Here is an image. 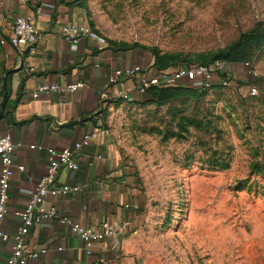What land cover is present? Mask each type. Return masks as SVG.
<instances>
[{"label":"rangeland","instance_id":"374dc122","mask_svg":"<svg viewBox=\"0 0 264 264\" xmlns=\"http://www.w3.org/2000/svg\"><path fill=\"white\" fill-rule=\"evenodd\" d=\"M79 1L106 45L139 48L154 72L225 63L227 84L156 86L101 110L146 196L141 263L264 264V0ZM6 60L0 46V103Z\"/></svg>","mask_w":264,"mask_h":264},{"label":"crops","instance_id":"0c3cea01","mask_svg":"<svg viewBox=\"0 0 264 264\" xmlns=\"http://www.w3.org/2000/svg\"><path fill=\"white\" fill-rule=\"evenodd\" d=\"M17 16L33 21L39 41L33 54L0 44L5 57L8 54L7 68L13 70L7 78L0 136L9 134L17 144L9 213L0 229L9 235L17 232L21 218L16 213L25 209L46 174L48 149L73 148L86 134H94L79 149V168H64L58 176V185L69 183L79 186V190L63 196L48 195L45 203L85 227L100 228L109 223L118 226L119 231L94 240L93 252L88 254L84 240L70 225L57 219L43 220L32 227L25 245L27 249L46 251L26 264H142L132 238L146 196L112 135L102 126L101 110L112 98L129 91L133 96L138 94L140 81L154 73L150 59L139 48L120 49L89 36H81L78 42L66 39L64 26H90L87 8L79 0H0V35L11 34ZM135 66L143 69L133 76L111 80L117 70ZM79 82L84 86L66 90ZM43 84H55L61 89L33 97ZM5 99L2 97L0 105ZM21 165L23 170L18 168ZM13 245V239L0 241V264H6Z\"/></svg>","mask_w":264,"mask_h":264},{"label":"built area","instance_id":"2783aa9c","mask_svg":"<svg viewBox=\"0 0 264 264\" xmlns=\"http://www.w3.org/2000/svg\"><path fill=\"white\" fill-rule=\"evenodd\" d=\"M26 2L27 0H22ZM63 35L66 39L78 42L81 36H89L94 40H101L100 36L88 25H67L62 29ZM39 41V33L33 21L30 18L17 16L14 18L11 34L0 35V44L2 46L11 45L14 48H24L30 53H35ZM8 54H6V57ZM225 68V63L222 60H216L210 65L194 64L182 66L170 73L154 72L150 77L143 78L137 86V93L145 94L152 86H189L196 87L210 86L214 83L227 84L226 78L221 74ZM143 68L135 66L123 70H117L111 79L114 81L120 76H133L140 72ZM84 86V83H76L68 86L66 90L74 91ZM61 88L55 84L39 85L33 97H38L40 93L49 90H60ZM252 95L259 93V88L253 85L249 88ZM132 92H126L124 97H128ZM94 134H86L81 141L75 142L74 147H66L62 150L49 148L48 169L46 174L37 183L30 199L27 202L25 209L18 211L16 214L21 218V225L17 232L13 235L2 231L0 229V241H8L13 239V251L8 258L6 264H26L28 259L36 257L39 253H45L46 249L38 251L27 249L25 245L26 237L31 232L33 226L39 224L46 219H57L63 223L71 226L72 230L80 235L84 240L87 248V253L92 254V244L94 240L102 239L106 235L115 234L119 231V227L109 223H104L100 228H88L80 223L73 222L67 216L59 214L55 206H47L46 198L48 195L63 196L68 193H74L79 190V186L71 185L69 183L57 184L58 176L64 168L74 171L79 168L78 152L79 149L89 143ZM16 143L12 140L9 134L0 136V223L8 215V200L10 179L14 172V151ZM32 145L31 148H35ZM20 170L24 166H18Z\"/></svg>","mask_w":264,"mask_h":264},{"label":"water","instance_id":"95a60500","mask_svg":"<svg viewBox=\"0 0 264 264\" xmlns=\"http://www.w3.org/2000/svg\"><path fill=\"white\" fill-rule=\"evenodd\" d=\"M13 71V70H9L5 73L4 75V80H3V90H4V94H5V102L0 110V118L3 116V113H4V110H5V107H6V103H7V94H8V91H7V78H8V75L10 74V72Z\"/></svg>","mask_w":264,"mask_h":264},{"label":"trees","instance_id":"16d2710c","mask_svg":"<svg viewBox=\"0 0 264 264\" xmlns=\"http://www.w3.org/2000/svg\"><path fill=\"white\" fill-rule=\"evenodd\" d=\"M118 48H120V49H123V48H121V47H118ZM10 69H5V71H4V75H5V73L7 72V71H9ZM11 73V72H10ZM4 75H3V80H4ZM154 87H156V86H152V87H150L149 89H148V92L149 93H152L153 92V90L155 89ZM1 96L3 97V98H5V96H4V92H3V88H2V93H1ZM4 100V99H3ZM3 103V102H2ZM1 106H2V104L0 105V108H1Z\"/></svg>","mask_w":264,"mask_h":264}]
</instances>
